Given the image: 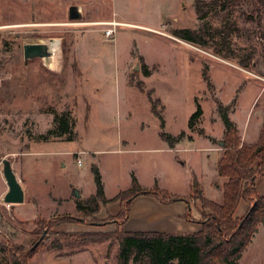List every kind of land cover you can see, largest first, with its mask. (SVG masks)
I'll return each instance as SVG.
<instances>
[{
    "label": "rangeland",
    "instance_id": "rangeland-1",
    "mask_svg": "<svg viewBox=\"0 0 264 264\" xmlns=\"http://www.w3.org/2000/svg\"><path fill=\"white\" fill-rule=\"evenodd\" d=\"M220 2H198L211 32L225 21L237 25L226 42L214 34L200 46L172 34L203 23L195 0H0V264H119L116 237L78 236L111 235L123 226L117 225L123 217L118 200L101 203L93 216L76 211L73 189L81 199L95 193V166L107 198L126 190L134 175L142 188L186 197L193 213L199 203L190 195L194 176L204 196L222 202V189L215 187L222 181L219 102L246 145L264 127V0L228 1L226 11ZM75 4L84 20L155 29L122 24L105 39L103 26L68 23ZM50 38L57 40L55 64L24 60V44ZM196 102L202 114L189 126ZM66 111L75 122L74 138H43L56 127L54 115ZM161 131L184 136L170 148ZM3 157L23 187L18 204L3 202ZM255 186L264 196V174ZM246 208L241 200L235 216ZM72 216L80 222L66 221ZM239 264H264V226L258 225Z\"/></svg>",
    "mask_w": 264,
    "mask_h": 264
},
{
    "label": "trees",
    "instance_id": "trees-1",
    "mask_svg": "<svg viewBox=\"0 0 264 264\" xmlns=\"http://www.w3.org/2000/svg\"><path fill=\"white\" fill-rule=\"evenodd\" d=\"M220 1L221 10L226 11L229 10L228 1L234 2L235 0ZM198 2L200 0H195V9L199 13L198 19H204L200 27L177 28L173 30L172 34L200 46L206 45L208 40H205V36L213 39L214 34L220 43L226 42L229 31L232 26H236V23L225 21L219 31L211 32V27L208 24V12L207 10L202 12L203 10L200 9L202 4H198ZM226 47L228 51H231L228 46ZM247 55H242V66H246L248 63L249 55ZM196 106V110L189 117V126H192L202 114L200 104L197 103ZM152 110L158 114L153 105ZM217 110L224 125L221 145L223 151L217 162L218 176L225 179L221 186L223 200L219 204L204 196L199 182L193 176L190 195L199 202L196 209L200 216L194 218L189 210H186L183 215L187 221L198 222L200 230L191 233L127 232L117 227L111 235L105 232H83L78 236L85 240L116 237L119 246L116 258L119 264H239L242 252L250 244L258 230V225L264 226V196L257 194L255 186L256 178L264 174V127L260 129L257 141L246 145L241 142L236 124L228 116V107L219 102ZM159 117L163 126L164 120L160 115ZM53 122L56 127L49 129L47 135H42L43 138H47L48 135H64L66 140L74 138L75 122L69 111L60 115L55 114ZM159 135L168 142L170 148L184 136L183 132L175 136L164 131H161ZM92 172L95 193L86 199H75L76 211L86 216H93L101 203L118 200L117 214L123 217L122 222L117 225L121 226L127 221L130 203L137 195L147 194L162 202H174L175 200L188 202L186 197L170 194L157 186L142 188L134 175H131V185L126 190H121L112 198L107 199L99 169L95 166L92 168ZM241 200L247 203L246 212L242 216H235ZM76 220L78 217L72 216L66 221L80 222Z\"/></svg>",
    "mask_w": 264,
    "mask_h": 264
},
{
    "label": "crops",
    "instance_id": "crops-1",
    "mask_svg": "<svg viewBox=\"0 0 264 264\" xmlns=\"http://www.w3.org/2000/svg\"><path fill=\"white\" fill-rule=\"evenodd\" d=\"M78 6L81 9L82 6L81 5ZM91 20H101V19H91ZM166 22L167 21L165 19H162L160 21L162 26ZM140 25L145 26L147 28L155 29L154 28L155 26L149 24L141 23ZM240 136H241V142L245 144V141L242 139V135ZM221 155L222 152L220 153V156ZM219 178L220 180H222L221 184L218 183L217 184L218 186L216 185L215 187L217 189H220L221 191V185L224 183L225 179L223 177H219ZM191 207L192 205H189L188 202H185L183 200H175L174 202H162L160 200L158 201L156 198L147 194L137 195L134 197V199H132L130 203V207L128 211L129 216L127 221L123 224L122 229L127 232L128 231H157V232L164 231L169 233H175V232L191 233L192 231H198L201 229L200 224L198 222L192 220L187 221L183 217L186 210L191 211ZM193 207L195 209H192L193 212L192 215L194 218H198L199 212H197V209L194 205Z\"/></svg>",
    "mask_w": 264,
    "mask_h": 264
},
{
    "label": "water",
    "instance_id": "water-1",
    "mask_svg": "<svg viewBox=\"0 0 264 264\" xmlns=\"http://www.w3.org/2000/svg\"><path fill=\"white\" fill-rule=\"evenodd\" d=\"M69 18L70 20L79 19L82 13L79 10L78 5H72L69 7ZM57 44V40L50 38L48 42L45 43H28L23 46V58L24 60L34 57H39L44 60L45 63L49 64L51 61V57L54 54V45ZM134 70H138V65H136ZM222 145V142L219 143ZM2 171L8 186V190L3 195V202L8 204H18L19 202H23L24 191L21 186L18 178L16 177L14 171L11 168L9 159L3 157L2 158ZM73 195L75 198H80L81 193H79L78 189H73ZM37 242L34 244V246Z\"/></svg>",
    "mask_w": 264,
    "mask_h": 264
},
{
    "label": "built area",
    "instance_id": "built-area-1",
    "mask_svg": "<svg viewBox=\"0 0 264 264\" xmlns=\"http://www.w3.org/2000/svg\"><path fill=\"white\" fill-rule=\"evenodd\" d=\"M70 25L72 26H81V25H99V26H103V28L101 29L102 34L104 35L105 39L109 38L110 36H114L115 33V26L118 25H129V26H134V27H141V28H145V26H141V25H136L133 24L131 22H125V21H117L115 19H106V20H84V19H75V20H70L68 22Z\"/></svg>",
    "mask_w": 264,
    "mask_h": 264
},
{
    "label": "bare ground",
    "instance_id": "bare-ground-1",
    "mask_svg": "<svg viewBox=\"0 0 264 264\" xmlns=\"http://www.w3.org/2000/svg\"><path fill=\"white\" fill-rule=\"evenodd\" d=\"M56 47H57V44H55L54 47H53L54 51H55ZM55 61H56V60L54 59V55H53V56L51 57L50 64H53V63L55 64Z\"/></svg>",
    "mask_w": 264,
    "mask_h": 264
},
{
    "label": "flooded vegetation",
    "instance_id": "flooded-vegetation-1",
    "mask_svg": "<svg viewBox=\"0 0 264 264\" xmlns=\"http://www.w3.org/2000/svg\"><path fill=\"white\" fill-rule=\"evenodd\" d=\"M236 25H237V23H236Z\"/></svg>",
    "mask_w": 264,
    "mask_h": 264
}]
</instances>
